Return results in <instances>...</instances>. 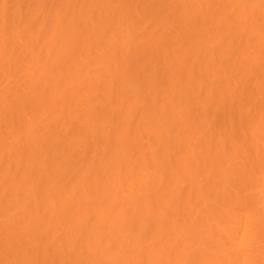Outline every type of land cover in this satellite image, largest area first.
<instances>
[{
  "label": "bare ground",
  "instance_id": "bare-ground-1",
  "mask_svg": "<svg viewBox=\"0 0 264 264\" xmlns=\"http://www.w3.org/2000/svg\"><path fill=\"white\" fill-rule=\"evenodd\" d=\"M0 264H264V0H0Z\"/></svg>",
  "mask_w": 264,
  "mask_h": 264
}]
</instances>
